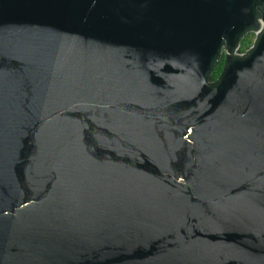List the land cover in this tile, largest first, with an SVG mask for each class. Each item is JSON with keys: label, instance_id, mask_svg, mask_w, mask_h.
Masks as SVG:
<instances>
[{"label": "water", "instance_id": "obj_1", "mask_svg": "<svg viewBox=\"0 0 264 264\" xmlns=\"http://www.w3.org/2000/svg\"><path fill=\"white\" fill-rule=\"evenodd\" d=\"M0 264H264V0H0Z\"/></svg>", "mask_w": 264, "mask_h": 264}, {"label": "trees", "instance_id": "obj_2", "mask_svg": "<svg viewBox=\"0 0 264 264\" xmlns=\"http://www.w3.org/2000/svg\"><path fill=\"white\" fill-rule=\"evenodd\" d=\"M255 33L254 31H249L247 32L241 39L240 41V47L243 51H247L251 46L252 44L254 43L255 41ZM251 40V45H249L248 48L244 49V45L247 43V41ZM248 45V44H247ZM224 57L222 60H219L215 63L214 65V68L212 69L211 73H210V81H216L218 79V77L220 76L223 68H224Z\"/></svg>", "mask_w": 264, "mask_h": 264}, {"label": "built area", "instance_id": "obj_3", "mask_svg": "<svg viewBox=\"0 0 264 264\" xmlns=\"http://www.w3.org/2000/svg\"><path fill=\"white\" fill-rule=\"evenodd\" d=\"M254 33H255V36H257V32L254 31ZM255 39H256V37H255ZM254 42H255V41H254ZM253 45H254V43L252 44L251 47H253ZM251 47H250V48H251ZM236 53L242 55V54L246 53V51H243V50L241 49V47H239V48L236 50Z\"/></svg>", "mask_w": 264, "mask_h": 264}, {"label": "rangeland", "instance_id": "obj_4", "mask_svg": "<svg viewBox=\"0 0 264 264\" xmlns=\"http://www.w3.org/2000/svg\"><path fill=\"white\" fill-rule=\"evenodd\" d=\"M247 44H248V45H247ZM249 45H251V40L247 41V43L244 45V46H245L244 49L248 48Z\"/></svg>", "mask_w": 264, "mask_h": 264}, {"label": "flooded vegetation", "instance_id": "obj_5", "mask_svg": "<svg viewBox=\"0 0 264 264\" xmlns=\"http://www.w3.org/2000/svg\"><path fill=\"white\" fill-rule=\"evenodd\" d=\"M249 31H252V29H251V30H249ZM249 31H248V32H249ZM222 59H223V57L221 58V60H222Z\"/></svg>", "mask_w": 264, "mask_h": 264}]
</instances>
